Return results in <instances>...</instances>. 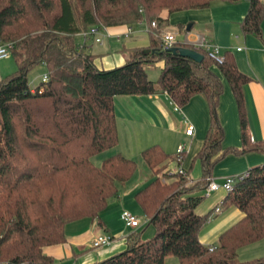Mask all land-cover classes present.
I'll list each match as a JSON object with an SVG mask.
<instances>
[{
	"label": "trees",
	"instance_id": "16d2710c",
	"mask_svg": "<svg viewBox=\"0 0 264 264\" xmlns=\"http://www.w3.org/2000/svg\"><path fill=\"white\" fill-rule=\"evenodd\" d=\"M215 1H245L240 33L261 40L264 5L259 0H0V41L12 45L16 67L0 79V264H52L42 249L64 242L65 225L98 218L116 197L117 185L136 170L135 162L120 154L99 167L90 161L117 143L112 99L157 93L177 108L193 96L205 100L209 126L195 156L201 177L189 183L168 173L172 181L161 182L157 175L169 156L156 146L144 149L140 158L153 179L133 199L154 235L145 241L129 236L125 251L97 264H163L167 257L178 264H264V258L236 261L240 248L264 239V165L248 170L226 194L221 208L233 207L241 218L215 245L199 242L208 216L194 213L206 179L224 156L264 153V142L249 141L242 88L250 78L239 72L229 52L216 64L197 49L202 60L196 63L161 51L154 37L166 24L162 12L202 10ZM141 21L156 26L149 30V46L133 50L120 67L96 69L94 57L75 41L92 26L127 27ZM156 62L163 66L151 82L144 67ZM40 65L47 82L30 90L27 77ZM221 79L236 106L240 149L221 150L223 131L216 114Z\"/></svg>",
	"mask_w": 264,
	"mask_h": 264
},
{
	"label": "crops",
	"instance_id": "0c3cea01",
	"mask_svg": "<svg viewBox=\"0 0 264 264\" xmlns=\"http://www.w3.org/2000/svg\"><path fill=\"white\" fill-rule=\"evenodd\" d=\"M259 1L264 5V0ZM247 8L248 4L245 1L237 4L215 1L206 9L170 15L162 12L160 17L166 20L164 30L176 33L177 44L193 48V44L201 38L218 49L220 58L225 52H229L239 72L250 78L243 86L242 93L249 141L255 144L264 142V18L260 23L261 40L250 35L243 36L239 25ZM170 19L176 24L170 26ZM179 22H188L189 30H185L184 23ZM134 26L136 30L132 31V35L118 42L109 37L95 43L91 38L83 39L78 35L75 41L83 46L84 52L94 57L96 69L110 70L122 66L133 50L149 46L151 29L148 24L141 21ZM120 29L124 27L107 28V33L109 36L120 34L123 32ZM178 36L181 37V42L178 41ZM93 45L98 47L96 53L90 52ZM2 61L4 63L0 66V79L12 74L16 69L11 57L0 60V63ZM156 63L161 69L163 63ZM40 66L45 75V67ZM221 82L222 93L216 109L217 119L223 131L221 150L240 149L236 106L226 82L222 79ZM112 109L117 143L113 148L93 156L90 161L95 167H99L101 160L113 154H120L135 162L134 174L139 170L138 165L142 164L145 168L144 175L135 177L131 184H128L130 181L128 180L117 185L116 197L107 202L97 219L83 218L66 224L63 230L64 242L42 249V253L52 260V264L100 263L125 251L128 237L139 235V231L146 227L145 225L133 229L126 228L120 220L122 211L130 213L135 218H143L139 207L135 204L139 210L133 209L132 203H135L134 194L153 179L152 172L147 170L140 158V153L144 149L156 146L169 156L158 178L165 175V172L174 173L178 168L183 171L184 178L189 183H194L201 177L200 163L195 156L201 148L209 126L207 104L201 96H193L181 108L175 107L164 93L151 96H116L112 99ZM187 125L193 127L191 136L184 134ZM178 146L183 148L179 155L176 152ZM104 153L100 160L95 158ZM262 165L264 153L228 154L214 165L209 178L220 184L226 177H236ZM166 179L167 182L172 181L168 177ZM201 197L194 213L198 216H208V219L198 233V240L203 246H213L218 236L238 221L241 214L233 207L221 208V203L226 197L222 190L205 192ZM215 208H219V212L213 214ZM98 235L110 237L111 244L108 247L93 249L92 241Z\"/></svg>",
	"mask_w": 264,
	"mask_h": 264
},
{
	"label": "built area",
	"instance_id": "2783aa9c",
	"mask_svg": "<svg viewBox=\"0 0 264 264\" xmlns=\"http://www.w3.org/2000/svg\"><path fill=\"white\" fill-rule=\"evenodd\" d=\"M156 26L154 23L149 24V28L154 29ZM132 35V30L130 26L124 27V30L120 34H115L113 36H109L107 33V28L105 27H89L86 32L78 34L81 38H91L93 42L95 43H100L103 38H112L114 41H120L122 39H127ZM175 35L176 33L174 31H166V30H158L155 34L154 37L158 39L159 41V48L161 51H167L170 48L174 46L175 42ZM12 45L11 44H4L0 41V60L6 59L8 56H10V51H11ZM194 51L195 50H200L202 51L210 60L215 62L216 64H220L222 61V58L218 56V49L210 45L206 42L203 41V39L199 38L197 41L193 44ZM41 83H46L47 82V75H43L42 78L40 79ZM193 133V127L191 125H187L184 134L186 136H191ZM183 148L182 146L177 147V155L182 153ZM175 175L182 176L184 177V173L181 169H176L174 171ZM246 176V173L236 176V177H226L222 180L220 184H216L213 182L210 178L206 179V188L205 191L206 193L209 192H214L217 190H222L226 194L232 192L233 186L235 185L236 182L241 181L244 177ZM219 212V208H215L213 211V214H216ZM120 220L123 223L124 227L126 228H138L141 226H145L147 223L146 218H135L133 217L130 213L126 211H122L120 214ZM111 244V238L106 236V235H98L96 236L91 244V247L93 249H99V248H104L108 247ZM213 247H210L208 250L211 251Z\"/></svg>",
	"mask_w": 264,
	"mask_h": 264
},
{
	"label": "rangeland",
	"instance_id": "374dc122",
	"mask_svg": "<svg viewBox=\"0 0 264 264\" xmlns=\"http://www.w3.org/2000/svg\"><path fill=\"white\" fill-rule=\"evenodd\" d=\"M177 16H179V15H177ZM179 23L180 24L184 23L185 26L189 25L188 22H179ZM171 24H173V25L176 24V23H173V19H170L169 25L172 26ZM130 27H131L132 31L136 30V27L134 25L130 26ZM148 27H149V24H148ZM161 29L164 30V27H162ZM120 30H124V29H120ZM165 30L168 31V32L171 31V30H168V29H165ZM177 38H178V41L181 42V37L178 36ZM97 49H98V47L96 45H93L92 50H90V52L96 53L95 51ZM8 58H10V56ZM8 58H6V60ZM3 63H4V61H2L0 63V66ZM41 68H42L41 66H36L30 71V73H29V75L27 77L28 87L30 89H33L34 87H36L38 85V83L40 82V79L44 75ZM144 69L146 71L148 79L150 81H152V82H156V80L158 78V75H159V71H160V68H159L158 64L155 63V64L146 65L144 67ZM104 155H105V153L102 154V155H99L100 157H95V158L96 159L98 158V160H100ZM138 166H139V170H137V172L131 177V179L128 182V184H131L132 180L135 177L138 178L137 176L144 175L145 168L143 167L142 164L138 165ZM141 168H144V169L141 170ZM164 174H165L164 177L163 176L159 177V180L161 182L167 181V179H166V177H168L166 175L167 173L165 172ZM159 175H160V173L157 175V177ZM216 184H218V183H216ZM205 192L206 191L204 190L203 192H200L199 195L203 196V195H205ZM132 206L134 207L133 209L139 210L137 208V206L135 205V203H132ZM153 235H154V230H153L152 226H146L142 230L139 231V240L140 241L149 240L150 238H152ZM261 258H264V239L254 243V244H251L249 246L242 247L236 253V261L238 263H245V262H249V261H253V260L261 259ZM163 264H178V262L173 257H167L164 260Z\"/></svg>",
	"mask_w": 264,
	"mask_h": 264
},
{
	"label": "water",
	"instance_id": "95a60500",
	"mask_svg": "<svg viewBox=\"0 0 264 264\" xmlns=\"http://www.w3.org/2000/svg\"><path fill=\"white\" fill-rule=\"evenodd\" d=\"M189 25L186 26L185 30H189ZM186 46V45H184ZM167 52L173 54V55H178L179 57L182 58H187L193 62L199 63L202 60V56L198 54L196 51L186 48V47H172ZM148 53V51H145V54Z\"/></svg>",
	"mask_w": 264,
	"mask_h": 264
}]
</instances>
